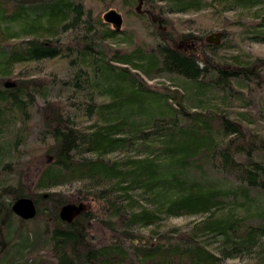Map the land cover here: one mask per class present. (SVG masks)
I'll return each mask as SVG.
<instances>
[{"label": "trees", "instance_id": "16d2710c", "mask_svg": "<svg viewBox=\"0 0 264 264\" xmlns=\"http://www.w3.org/2000/svg\"><path fill=\"white\" fill-rule=\"evenodd\" d=\"M122 6L147 22L149 38L92 18L84 0H0V264H223L264 254V99L254 112L247 98L264 93V59L214 56L224 32L214 42L166 29L168 15L234 13L245 39L264 45V0ZM45 61L74 71L23 72ZM159 78L175 86L151 84ZM213 92L222 108L209 104ZM24 198L33 219L13 211ZM66 205L83 210L62 221ZM197 216L187 230L136 233Z\"/></svg>", "mask_w": 264, "mask_h": 264}, {"label": "rangeland", "instance_id": "374dc122", "mask_svg": "<svg viewBox=\"0 0 264 264\" xmlns=\"http://www.w3.org/2000/svg\"><path fill=\"white\" fill-rule=\"evenodd\" d=\"M83 1V0H82ZM84 3L86 4L87 8H90L93 10L92 18H96V16L99 17V13H101V17L104 12V7H110V9L116 10L118 13H120L123 17V25L121 29H129L130 31H133L137 33L139 37L144 38V35H146L148 38V25L145 20L139 21L135 16L126 14V9L123 5L124 0H84ZM141 5H139L140 8ZM108 9V10H110ZM107 10V11H108ZM211 12V11H210ZM208 11H203L201 14H186V15H168L166 19L170 20L169 26L166 27L168 31H175L174 28L179 29L180 31L191 33L200 37H210L215 34H219L224 32L225 37L224 39H220L219 43H224L226 46L224 48L229 49H220L219 51H216L214 56L225 58L228 62L231 61L232 57L239 56L240 60L243 61H253L254 59L263 60L264 59V45H260L254 42H251L247 39H245V35L242 33V27L241 24H239L236 21V14L230 13V14H217L214 12L210 13ZM191 19L190 21H193V25L190 27V24H187V28L184 29L182 25V20ZM146 25V26H145ZM112 27V26H111ZM82 33V32H81ZM80 31L76 33L77 36L80 34ZM184 45V44H183ZM182 45V46H183ZM230 46V47H229ZM68 68L66 67V63L63 61H45L37 64H31L23 70V72H31L32 74H37L40 77L48 78L52 77L53 75H58L59 77H63L65 75V71ZM74 71V68L68 69V72ZM175 78V77H174ZM175 82L178 79H173ZM151 83V82H150ZM164 84L163 90L166 86H175V83L170 81L168 78H159L153 81L151 84ZM174 83V84H173ZM236 83H233V87L235 88ZM161 86V85H158ZM243 93L247 94L246 90H243ZM258 96L252 95L251 97L247 95V98H251L253 100V111L255 112L258 108H260V104L262 103V100L264 99V93L260 92L258 93ZM209 98V104H219V98H222L219 93L213 92L210 96H207ZM233 108H231V112H236L238 109V104L233 103ZM219 107L222 108V105L219 104ZM229 110V109H228ZM232 117L234 115H231ZM36 121H38V116L36 117ZM38 127L36 126L35 129H32V133L29 136L27 141V147H30L34 144L36 141L35 133L37 132ZM22 149L19 148V150ZM110 158L112 159H118L123 160L126 158L123 154H115L112 155ZM223 183H226L223 182ZM85 183H79V184H73L68 185L65 187H59L55 189V192H62L66 194H70L74 190H76L79 187H83ZM106 185H100L99 189L109 188L110 184L105 183ZM257 202L259 203V207H264V194L257 196ZM149 206V205H148ZM204 217L197 216V217H181V218H171L163 221L162 224H160L157 227L149 228V229H138L136 230V233L142 236H148L151 235L152 232H165L168 230H171L173 228H183L185 227V230L189 229L192 224L200 222ZM18 220L15 222V226L19 225ZM37 225L33 223H26L24 225V229H28L30 231L34 230ZM95 234H97L95 232ZM261 244L264 246V238L261 239ZM262 251H255L253 253L244 254L239 256L237 259L232 260H223V264H264V254Z\"/></svg>", "mask_w": 264, "mask_h": 264}, {"label": "water", "instance_id": "95a60500", "mask_svg": "<svg viewBox=\"0 0 264 264\" xmlns=\"http://www.w3.org/2000/svg\"><path fill=\"white\" fill-rule=\"evenodd\" d=\"M102 19L105 23L111 25L114 30L116 31L121 30L123 25V17L116 10L110 9L106 11L102 16ZM219 38L220 35L215 34L213 36L208 37L207 40L216 42ZM14 86L15 84L12 82H7L5 84L6 88L14 87ZM82 210H83L82 206L66 205L61 208L59 216L62 221L70 222L73 215L75 213H80ZM13 211L16 215H18L20 218L23 219H33L37 214L35 204L33 200L29 198L17 199L13 203Z\"/></svg>", "mask_w": 264, "mask_h": 264}]
</instances>
